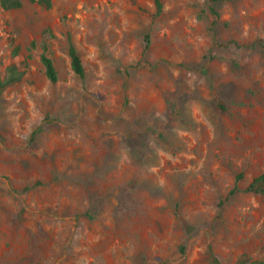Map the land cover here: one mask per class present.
Here are the masks:
<instances>
[{"label": "rangeland", "instance_id": "rangeland-1", "mask_svg": "<svg viewBox=\"0 0 264 264\" xmlns=\"http://www.w3.org/2000/svg\"><path fill=\"white\" fill-rule=\"evenodd\" d=\"M20 1L0 6V75L24 71L0 94V264L263 258L264 192L245 187L264 172V0L216 17L208 0Z\"/></svg>", "mask_w": 264, "mask_h": 264}, {"label": "trees", "instance_id": "trees-1", "mask_svg": "<svg viewBox=\"0 0 264 264\" xmlns=\"http://www.w3.org/2000/svg\"><path fill=\"white\" fill-rule=\"evenodd\" d=\"M38 4H40L43 7H49L51 5L50 0H35ZM153 5L155 8V14H158L161 10V0H152ZM210 3L209 11L216 17L218 16V12L215 10L214 5L219 0H208ZM21 5L20 0H0V6L3 9H13L17 8ZM149 45V36L148 34H144L143 36V47L147 48ZM17 48L15 47L13 49V53H16ZM66 53L69 58V65L74 73L79 79H83L84 77V67L80 58V54L77 51L71 37L69 34H67L66 38ZM39 61L42 64L43 71L45 74V77L48 79L49 82L55 83L57 81V72L55 69V66L53 64L52 59L47 55L45 52V43L42 44V51L39 54ZM24 74V71L19 69L15 64L10 63L5 67V71L3 75H0V94L2 90L17 81H19ZM241 178L240 174H236L234 177V183L233 186L228 190L226 197L232 195L236 191H238V181ZM245 191H253V192H264V172L255 176L251 182L245 187ZM179 249L182 251L183 246L180 245ZM236 264H264V257L251 261V262H243L238 261Z\"/></svg>", "mask_w": 264, "mask_h": 264}]
</instances>
